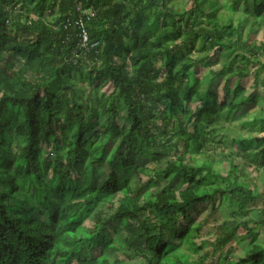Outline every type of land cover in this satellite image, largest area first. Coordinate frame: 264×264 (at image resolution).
I'll use <instances>...</instances> for the list:
<instances>
[{"label": "trees", "instance_id": "1", "mask_svg": "<svg viewBox=\"0 0 264 264\" xmlns=\"http://www.w3.org/2000/svg\"><path fill=\"white\" fill-rule=\"evenodd\" d=\"M176 1L0 0V264H123L108 256L115 243L140 264H264L251 238L264 227V195L243 173L264 167V99L241 85L250 65L264 69V45L242 37L246 18L232 21L251 6L253 31L264 0H227L226 17L218 0ZM195 50L220 68L202 78ZM258 102L244 122L257 133L214 155V139L227 140L222 121ZM113 198L98 229H84ZM252 208L261 218L243 220ZM215 212L225 218L214 239L197 242ZM232 243L240 254L227 257Z\"/></svg>", "mask_w": 264, "mask_h": 264}, {"label": "rangeland", "instance_id": "2", "mask_svg": "<svg viewBox=\"0 0 264 264\" xmlns=\"http://www.w3.org/2000/svg\"><path fill=\"white\" fill-rule=\"evenodd\" d=\"M218 2L221 4V8L220 11L223 14V17H226L230 11L227 9V4L228 1L227 0H218ZM177 4H180L179 6H183L185 5L186 7H188L190 5V2L188 0H177L176 1ZM27 15H29L31 18H35V14H32L31 11H29L28 9L26 10ZM241 19L243 20L244 18H246V24L245 27L243 29V34L242 37L246 40L247 44H251L252 42L255 44H263L264 45V21H260V23L256 26L253 27V31H249L248 28L251 26V23L254 22V18L251 14V6L248 7L247 10L242 11V6H238L236 9L235 13H232V21L235 24L237 19ZM200 44H202L201 41H198L195 43V47L198 48L200 46ZM243 52H246L247 54H250V51L248 50V48L245 46L244 48L240 49ZM205 54H207L206 50L204 52H197L196 50L190 53V58L191 60H202L203 63H207L208 65H203L199 64V75L204 78L209 72H215L220 68V64H221V60H216V58H210V59H204L203 56H205ZM209 54V53H208ZM207 54V55H208ZM5 56L3 54L0 55V60L3 59ZM203 58V59H202ZM262 56L259 57V59H261ZM81 60L84 64L89 63V59L88 57H85L84 55L81 56ZM262 62V61H261ZM187 63V61H184V64ZM188 64V63H187ZM256 64L250 65L249 66V70H248V74L245 77V79H243L242 82V86H243V90H245V92L247 91V93H253L255 94V96H257L260 101H262L264 99V69L258 71L257 73H255V69H256ZM254 80H256V85L253 88V82ZM221 83L217 82L214 84L216 90H217V94H218V98L221 99L222 97V91H221ZM205 86L204 84L201 87V93L204 91ZM258 99V101H259ZM259 105H261L259 102L257 104H248L246 106L240 107L237 109V111L234 112L233 114V119L231 120H226V121H222V126H223V134H226L227 137V141L226 138H220L219 136L216 137L214 139V141L217 142H223L220 145H210L208 147L209 150L212 151V153L214 155H216L218 152L222 151L223 153H227L228 151V146H231V142L230 139L235 138V137H239V136H252L255 133H257V129L256 128H249L247 126L244 125L245 121H249L253 118V116L255 115V113L258 111L259 109ZM220 138V139H219ZM227 143L228 146H225L224 144ZM239 150V148L237 149ZM198 160H202V157L199 156L197 157ZM214 158L217 159V157L214 156ZM243 160V156L242 155H237V158L235 157L234 161L236 164H238L239 162H241ZM144 161V162H143ZM142 162L145 163V166L147 168H150L152 166H155L152 162L149 161V159H144ZM157 166V165H156ZM241 169V167H240ZM244 175L247 178H252L253 181H250V187H253L254 185L256 186L257 190L261 193H263L264 195V183L261 184L260 182H264L262 181V179L264 178V167L260 168V171L254 172V171H250V170H244ZM106 172L104 171L103 167L97 168L94 171V178L97 179L98 181L102 180L103 177H105ZM240 176V174H239ZM242 178V177H241ZM245 180H247L246 178H244ZM264 199V196H263ZM116 202H117V198H113V205H110L109 203H101L98 204L96 210L93 212V214L83 223L84 229L86 230H94L96 231L98 229V223L96 221V214H99L101 216V218H106L107 216H110V214L113 212L114 208L116 207ZM200 206H198L199 209ZM225 205L222 206L221 208V212L223 211ZM210 212V207L204 210H200V215L195 214V219L199 220L201 218H203L204 216H206L208 213ZM224 212V211H223ZM215 216L209 218V221L207 223V228H204L201 232L200 238H197L196 241L199 242L200 240H204L205 242H211L214 239V235L213 233V229L214 227L212 226L213 224H219L222 222V220L225 218V215L223 213H218L215 212L214 213ZM260 214L258 213V210L256 209H248L247 211V216L243 217V220H252V221H258L260 219ZM112 224L113 222L110 220H108V228L111 229L112 228ZM254 231L251 234V238L254 242H258L264 245V227L261 228L259 226H256L253 228ZM211 232V233H210ZM111 233V230H110ZM111 237V236H110ZM249 237H247L246 242H248ZM232 247H227L226 251L227 257H233L236 256L238 254H240V252L237 250V246L236 243H232L231 244ZM211 247L205 245L204 248H202V253L203 252H208L210 251ZM127 250L126 247H124V245H121L120 243H115V249L112 250H108V256L110 258V260H120L123 262V264H140L141 263V259L138 258L137 256L130 259H126L125 256L123 255V251ZM181 251H186V247L182 246L181 247ZM209 264H215L216 259L213 257H210L207 259L206 261Z\"/></svg>", "mask_w": 264, "mask_h": 264}, {"label": "built area", "instance_id": "3", "mask_svg": "<svg viewBox=\"0 0 264 264\" xmlns=\"http://www.w3.org/2000/svg\"><path fill=\"white\" fill-rule=\"evenodd\" d=\"M85 15H87V16H92L93 15V13H92V11H87V12H85ZM76 25H77V27L79 28V29H81V41H80V47H84L85 46V44H86V34H85V32H84V26H83V22H82V18H79L77 21H76Z\"/></svg>", "mask_w": 264, "mask_h": 264}]
</instances>
